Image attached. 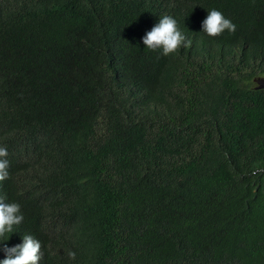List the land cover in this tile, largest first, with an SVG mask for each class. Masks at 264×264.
Listing matches in <instances>:
<instances>
[{
	"label": "trees",
	"instance_id": "obj_1",
	"mask_svg": "<svg viewBox=\"0 0 264 264\" xmlns=\"http://www.w3.org/2000/svg\"><path fill=\"white\" fill-rule=\"evenodd\" d=\"M213 8L235 32L201 31ZM162 15L189 47H144ZM258 76L264 0H0V196L24 215L3 243L35 236L42 264H264Z\"/></svg>",
	"mask_w": 264,
	"mask_h": 264
},
{
	"label": "clouds",
	"instance_id": "obj_2",
	"mask_svg": "<svg viewBox=\"0 0 264 264\" xmlns=\"http://www.w3.org/2000/svg\"><path fill=\"white\" fill-rule=\"evenodd\" d=\"M235 32L236 24L227 18L221 11L213 8L207 10L206 17L201 21V31L209 37H216L225 31ZM145 48L159 51L161 55L168 56L177 52L181 47L191 45L184 31L178 25L177 20L171 15H162L158 21L141 37ZM8 149L0 145V182L9 178L10 161ZM1 187V185H0ZM24 220L21 205L18 202H8L0 196V252L3 258L0 264H42L44 253L39 239L31 234L22 236L20 243L9 246L3 243L9 240L14 232V226L20 225ZM70 258H75L76 253L69 251Z\"/></svg>",
	"mask_w": 264,
	"mask_h": 264
},
{
	"label": "water",
	"instance_id": "obj_3",
	"mask_svg": "<svg viewBox=\"0 0 264 264\" xmlns=\"http://www.w3.org/2000/svg\"><path fill=\"white\" fill-rule=\"evenodd\" d=\"M256 83L255 88H264V76H258L254 78Z\"/></svg>",
	"mask_w": 264,
	"mask_h": 264
}]
</instances>
